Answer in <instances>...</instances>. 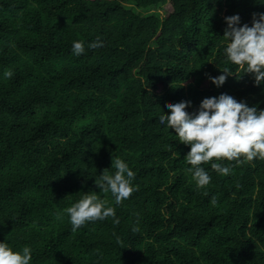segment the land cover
Segmentation results:
<instances>
[{
	"label": "trees",
	"instance_id": "obj_1",
	"mask_svg": "<svg viewBox=\"0 0 264 264\" xmlns=\"http://www.w3.org/2000/svg\"><path fill=\"white\" fill-rule=\"evenodd\" d=\"M254 14L264 0H0V243L30 264H264V160L222 161L226 176L210 161L198 188L190 146L159 123L168 103L192 115L221 94L264 110V84L224 54L225 18ZM116 157L138 186L119 205L95 185ZM93 193L119 224L73 232L63 210Z\"/></svg>",
	"mask_w": 264,
	"mask_h": 264
},
{
	"label": "clouds",
	"instance_id": "obj_2",
	"mask_svg": "<svg viewBox=\"0 0 264 264\" xmlns=\"http://www.w3.org/2000/svg\"><path fill=\"white\" fill-rule=\"evenodd\" d=\"M227 28L223 38L228 41L224 50L226 61L244 69L246 74L254 77L255 85L264 84V14L253 15L252 26H241L239 15L226 17ZM104 47L100 37L88 45L89 49ZM72 52L76 56L85 53L83 41H74ZM223 74L209 77L212 84L221 87L226 79L233 76L229 67H225ZM12 73L6 71L5 76ZM191 102L168 103L170 115H161L160 124H166L168 129H174L179 142L190 146V152L185 160L192 167L193 178L198 188L207 186L211 177L201 165L210 161L211 168L221 175H229L232 168L222 166V161H235L239 166L259 158L264 160V110L257 111V107H249L245 102H238L228 94H221L218 98H205L197 113L190 115L186 109ZM170 147H172L170 145ZM115 173L110 175L105 170L95 185L105 192L110 191L119 205L129 199L138 186L132 185L135 173L119 157L112 159ZM215 205L217 198L212 197ZM69 217L72 231L76 232L89 222L103 221L113 218L114 224H119L115 208L106 207L103 200L96 194H85L79 202L63 210ZM133 231H138L134 228ZM31 249L25 246L22 252H14L7 243H0V264H30Z\"/></svg>",
	"mask_w": 264,
	"mask_h": 264
},
{
	"label": "rangeland",
	"instance_id": "obj_3",
	"mask_svg": "<svg viewBox=\"0 0 264 264\" xmlns=\"http://www.w3.org/2000/svg\"><path fill=\"white\" fill-rule=\"evenodd\" d=\"M126 7H131V6H133V5H131V4H126L125 5ZM134 10L139 14V15H142V16H144V17H147V16H154V15H156V14H158V15H160V17H164V16H166V11H164L163 9H161V7H159L158 9H149V10H143V9H141V10H139V9H137V8H134ZM167 10V9H166Z\"/></svg>",
	"mask_w": 264,
	"mask_h": 264
}]
</instances>
